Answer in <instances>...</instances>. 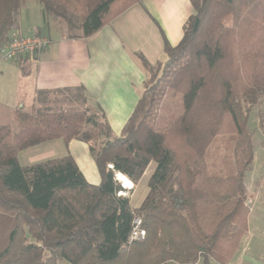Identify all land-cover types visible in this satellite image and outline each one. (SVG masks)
<instances>
[{
  "label": "trees",
  "instance_id": "16d2710c",
  "mask_svg": "<svg viewBox=\"0 0 264 264\" xmlns=\"http://www.w3.org/2000/svg\"><path fill=\"white\" fill-rule=\"evenodd\" d=\"M88 38L141 0H0V52L24 3ZM177 46L149 79L122 131L84 111L13 112L0 127V264H228L248 232L247 176L255 165L252 109L264 97V0H190ZM81 92V91H80ZM219 138L233 143V166L210 167ZM63 139L89 144L101 183L72 157L22 167L19 153ZM156 169L149 194L131 205L134 185ZM213 163V162H212ZM215 164V163H214ZM135 218L147 236L130 241Z\"/></svg>",
  "mask_w": 264,
  "mask_h": 264
},
{
  "label": "crops",
  "instance_id": "0c3cea01",
  "mask_svg": "<svg viewBox=\"0 0 264 264\" xmlns=\"http://www.w3.org/2000/svg\"><path fill=\"white\" fill-rule=\"evenodd\" d=\"M30 2L22 6L26 9L24 16L36 20L34 24L25 26L20 15L17 30L25 36H33L36 32L46 35L52 44L37 55L34 61L22 59L1 62L3 75L7 73L17 76L16 91L20 94L18 108L25 111L49 110L46 100L41 97L57 95L56 103L82 107V111L90 113L100 111L115 137L118 134L121 136L144 92L147 74L139 57L143 56L151 65L165 62V39L174 47L179 45L184 36V27L193 14L190 0H141L91 37H50L49 26H42L37 21L40 12L44 21L42 6L39 4V8ZM65 94L72 96L60 98ZM119 131L121 133H116ZM60 141L67 154L62 158L72 157L86 180L99 185L101 175L89 144L79 140L66 143L63 139L51 142ZM132 185L128 187L124 183L127 189L137 188V185ZM249 189L248 232L228 264H264V244L255 243L251 226L259 204L264 206V193L261 188ZM141 205L132 207L139 208ZM247 237L249 240L245 242Z\"/></svg>",
  "mask_w": 264,
  "mask_h": 264
},
{
  "label": "rangeland",
  "instance_id": "374dc122",
  "mask_svg": "<svg viewBox=\"0 0 264 264\" xmlns=\"http://www.w3.org/2000/svg\"><path fill=\"white\" fill-rule=\"evenodd\" d=\"M29 4H36V6L40 5L39 3H36L35 1L30 2ZM30 8V7H29ZM25 8L22 7L20 11V15L23 17L24 25L35 22L34 20L29 18V16H24ZM34 10V9H33ZM40 10V9H39ZM27 12V11H26ZM40 12V11H39ZM32 13H29L31 15ZM38 23H40L42 26L45 24L42 17L41 12L38 13ZM33 21V22H32ZM46 25V24H45ZM48 28V35L50 37H79L81 36V32L79 31H68L64 24H62L59 21L50 20L47 22ZM17 29H14L11 32V35L14 33V31ZM18 31V30H17ZM19 32V31H18ZM10 35V36H11ZM165 62H159L157 64L151 65L152 70L150 73H148L149 79L152 80L155 76L160 75V64H164ZM1 61H0V127L4 125H14V118H13V112L16 111L18 108V101H20V94L16 91V83H17V76L15 74H7L3 75L1 73ZM72 96V94H65L61 95L60 98H69ZM57 95H52L48 97H41L42 100H46V104L49 107L48 111L51 112H62V111H82V107H76V106H70L63 103H56ZM63 101V100H61ZM48 102V103H47ZM39 105H37L38 107ZM32 112V111H31ZM128 123V122H127ZM250 129L254 133V144H255V155L257 162L254 165V169L249 173L246 179V183L249 190H252L254 188H261V190L264 193V97L260 103L259 106L252 109L251 112V123H250ZM121 133V131L116 132ZM113 138H117L120 136L115 137L114 134H112ZM60 144H63L60 142H50L46 144H40L38 146H35L34 148L23 150L19 153V164L22 167H28L35 164L45 163L51 159L56 158H62L66 156V152L64 151V147ZM210 167L213 172L220 171V164H224L226 166H233V143L230 141L229 138H219L215 142L211 153H210ZM213 162V163H212ZM215 163V164H214ZM156 169V164L152 163L147 171L145 172L143 178L141 181L137 184V188L135 187L129 194L131 197V205L133 207L140 206L147 198L149 194V181L152 177L154 171ZM256 183L259 184L256 186ZM260 203L258 208L253 214V220L251 221L252 226V234L254 237L255 243L264 244V206ZM1 235V234H0ZM249 240V237L246 238L245 242ZM59 264H68L65 261H60ZM173 264V263H169ZM201 264H203L201 262ZM218 264V263H213Z\"/></svg>",
  "mask_w": 264,
  "mask_h": 264
},
{
  "label": "built area",
  "instance_id": "2783aa9c",
  "mask_svg": "<svg viewBox=\"0 0 264 264\" xmlns=\"http://www.w3.org/2000/svg\"><path fill=\"white\" fill-rule=\"evenodd\" d=\"M51 44V39L46 35L36 32L33 36H25L15 30L10 40L1 49L0 61L16 62L22 59L34 61L37 55L49 48ZM146 236L147 232L143 227L142 219L135 218L130 241H143ZM194 264H201V260Z\"/></svg>",
  "mask_w": 264,
  "mask_h": 264
},
{
  "label": "bare ground",
  "instance_id": "6f19581e",
  "mask_svg": "<svg viewBox=\"0 0 264 264\" xmlns=\"http://www.w3.org/2000/svg\"><path fill=\"white\" fill-rule=\"evenodd\" d=\"M120 180H122L126 184V186L133 187L132 183L126 177L120 176Z\"/></svg>",
  "mask_w": 264,
  "mask_h": 264
}]
</instances>
